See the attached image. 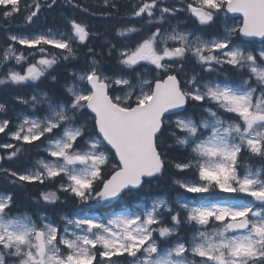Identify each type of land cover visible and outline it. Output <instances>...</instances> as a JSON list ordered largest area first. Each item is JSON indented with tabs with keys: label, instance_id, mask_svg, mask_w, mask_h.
Instances as JSON below:
<instances>
[{
	"label": "snow or ice",
	"instance_id": "snow-or-ice-1",
	"mask_svg": "<svg viewBox=\"0 0 264 264\" xmlns=\"http://www.w3.org/2000/svg\"><path fill=\"white\" fill-rule=\"evenodd\" d=\"M57 3H24L25 23ZM103 3L118 11L113 0ZM131 7L129 22L115 29L120 45L105 38V51L87 47L85 65L69 72L60 97L39 84L54 83L51 70L78 61L80 48L101 34L75 18L60 29L7 34L0 88L33 91L15 97L31 110L15 124L0 103V134L12 141L0 143L10 150L0 161L33 148L46 155L20 171L0 167V175L17 188L55 186L35 204L71 198L77 207L57 221L13 212L15 194L0 192V264H264V0ZM0 8L10 22L22 0H0ZM182 14L194 28L180 23ZM189 60L201 71L189 75ZM169 167L176 196L144 199L145 186Z\"/></svg>",
	"mask_w": 264,
	"mask_h": 264
},
{
	"label": "trees",
	"instance_id": "trees-1",
	"mask_svg": "<svg viewBox=\"0 0 264 264\" xmlns=\"http://www.w3.org/2000/svg\"><path fill=\"white\" fill-rule=\"evenodd\" d=\"M121 1L122 0H120L119 2ZM92 2H93V5L96 7L106 8L103 3V0H93ZM115 2H118V1H115ZM73 4H79L83 6V8L87 9V11H83L82 8H77V12L80 17L82 16L88 22V24L91 23L93 27V30H92L93 33L101 34L99 37H96V36L92 37L94 44L97 43L101 51H105L104 41H103L105 38L111 40L113 43L120 41V38L114 39L113 35H115V29L117 27H119L122 23L129 22L126 18L132 11L131 3L122 4L120 7H118V11H114L113 9L108 8L107 11H103V12L101 11L98 12L97 8L92 7L91 6L92 3L88 0H72V4L69 3V0H66V5L68 8H71V9L74 8L72 6ZM63 7H64V4L62 5L60 4V7L56 9H51L50 12H48L49 19H53V20L62 19L57 26L59 28L65 25V19H63V17L67 14L69 15L72 14L69 9H65ZM107 12H113V15L111 17L102 15V13H107ZM61 82H64V81H61ZM5 153L6 152H4L3 155ZM35 153L36 152L34 148L28 149L20 157L19 161L21 162L24 158H28L29 156L30 158H32L33 154ZM176 155L177 153L175 152L172 153V156H176ZM19 161L18 160H13V161L5 160L3 162L5 166H8L7 168L15 169L14 168L15 165L16 166L20 165ZM176 175H177L176 170L169 167L163 177H161L159 180H155L156 182L155 184H152L153 182L151 183L153 185L154 190L156 191L155 193L172 191L171 189L174 188V185L171 183L170 178ZM151 184L146 185L145 188H152ZM0 187L3 189H9V190L16 192L15 193V203L17 207L21 209H27L32 206L33 197H38L41 191H45L49 188H53V185L48 184L46 186H42L39 184H29V185H25L24 187L17 188V187H13L12 185H10L8 183L7 178L1 175L0 176ZM62 198L65 199V196H63ZM67 201L70 204H75V202L71 198H68ZM54 208H58V209L62 208L64 210V205L62 203H57L54 206H50V209H54Z\"/></svg>",
	"mask_w": 264,
	"mask_h": 264
},
{
	"label": "rangeland",
	"instance_id": "rangeland-1",
	"mask_svg": "<svg viewBox=\"0 0 264 264\" xmlns=\"http://www.w3.org/2000/svg\"><path fill=\"white\" fill-rule=\"evenodd\" d=\"M227 22H228L229 24H234V23H237L238 21L233 20V19H228ZM61 81H64V79L61 78ZM21 114H23V113L18 114V115L16 116V119H17V117H18L19 115H21ZM150 201H151V200H150ZM150 201H149V202H150Z\"/></svg>",
	"mask_w": 264,
	"mask_h": 264
},
{
	"label": "bare ground",
	"instance_id": "bare-ground-1",
	"mask_svg": "<svg viewBox=\"0 0 264 264\" xmlns=\"http://www.w3.org/2000/svg\"><path fill=\"white\" fill-rule=\"evenodd\" d=\"M115 1H120V0H113V2H115Z\"/></svg>",
	"mask_w": 264,
	"mask_h": 264
}]
</instances>
